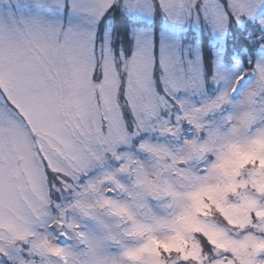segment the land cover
<instances>
[{
    "label": "snow or ice",
    "instance_id": "6c2138e0",
    "mask_svg": "<svg viewBox=\"0 0 264 264\" xmlns=\"http://www.w3.org/2000/svg\"><path fill=\"white\" fill-rule=\"evenodd\" d=\"M0 264H264V0H0Z\"/></svg>",
    "mask_w": 264,
    "mask_h": 264
}]
</instances>
